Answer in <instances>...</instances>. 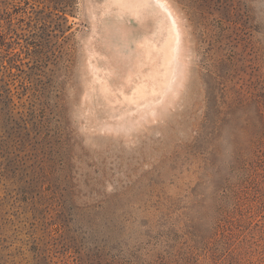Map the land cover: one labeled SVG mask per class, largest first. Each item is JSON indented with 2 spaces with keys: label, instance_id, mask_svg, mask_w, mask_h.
<instances>
[{
  "label": "rangeland",
  "instance_id": "rangeland-1",
  "mask_svg": "<svg viewBox=\"0 0 264 264\" xmlns=\"http://www.w3.org/2000/svg\"><path fill=\"white\" fill-rule=\"evenodd\" d=\"M0 264H264V0H0Z\"/></svg>",
  "mask_w": 264,
  "mask_h": 264
},
{
  "label": "bare ground",
  "instance_id": "bare-ground-1",
  "mask_svg": "<svg viewBox=\"0 0 264 264\" xmlns=\"http://www.w3.org/2000/svg\"><path fill=\"white\" fill-rule=\"evenodd\" d=\"M161 1V0H160Z\"/></svg>",
  "mask_w": 264,
  "mask_h": 264
}]
</instances>
